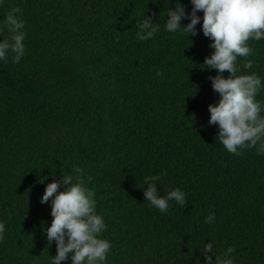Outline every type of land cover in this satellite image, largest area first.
<instances>
[{
    "label": "trees",
    "instance_id": "obj_1",
    "mask_svg": "<svg viewBox=\"0 0 264 264\" xmlns=\"http://www.w3.org/2000/svg\"><path fill=\"white\" fill-rule=\"evenodd\" d=\"M0 264H264V0H0Z\"/></svg>",
    "mask_w": 264,
    "mask_h": 264
}]
</instances>
